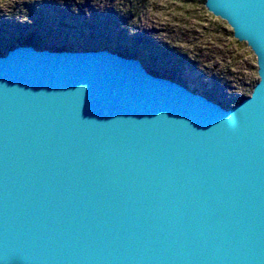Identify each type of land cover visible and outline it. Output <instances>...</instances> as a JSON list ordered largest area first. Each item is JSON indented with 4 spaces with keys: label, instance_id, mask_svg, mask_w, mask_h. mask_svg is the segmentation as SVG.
Here are the masks:
<instances>
[{
    "label": "water",
    "instance_id": "95a60500",
    "mask_svg": "<svg viewBox=\"0 0 264 264\" xmlns=\"http://www.w3.org/2000/svg\"><path fill=\"white\" fill-rule=\"evenodd\" d=\"M255 57L225 107L116 50L0 56V264H264V0H205Z\"/></svg>",
    "mask_w": 264,
    "mask_h": 264
},
{
    "label": "rangeland",
    "instance_id": "374dc122",
    "mask_svg": "<svg viewBox=\"0 0 264 264\" xmlns=\"http://www.w3.org/2000/svg\"><path fill=\"white\" fill-rule=\"evenodd\" d=\"M204 2L0 0V54L29 35L51 48H108L138 55L149 70L234 106L257 83L255 57Z\"/></svg>",
    "mask_w": 264,
    "mask_h": 264
},
{
    "label": "trees",
    "instance_id": "16d2710c",
    "mask_svg": "<svg viewBox=\"0 0 264 264\" xmlns=\"http://www.w3.org/2000/svg\"><path fill=\"white\" fill-rule=\"evenodd\" d=\"M138 42H139V40H137ZM41 42L38 40V39H36V37L35 36H33V35H29L25 40H23L21 43H19V44H24V45H31V46H33V47H35V48H37V49H41V48H49V49H56V50H75L74 48H69V47H56V48H51V47H49V46H41V44H40ZM86 49H94L93 47H87ZM83 50H85V49H83ZM4 55V53H1L0 54V56H3ZM155 73V72H154ZM238 102H236V104H237Z\"/></svg>",
    "mask_w": 264,
    "mask_h": 264
}]
</instances>
